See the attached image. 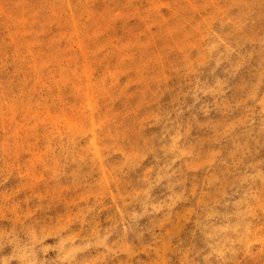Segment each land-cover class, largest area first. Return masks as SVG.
<instances>
[{
  "label": "rangeland",
  "instance_id": "rangeland-1",
  "mask_svg": "<svg viewBox=\"0 0 264 264\" xmlns=\"http://www.w3.org/2000/svg\"><path fill=\"white\" fill-rule=\"evenodd\" d=\"M0 264H264V0H0Z\"/></svg>",
  "mask_w": 264,
  "mask_h": 264
}]
</instances>
